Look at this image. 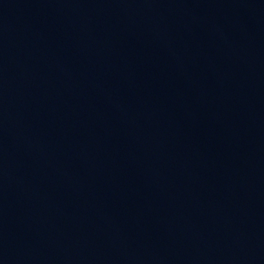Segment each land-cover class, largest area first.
Returning a JSON list of instances; mask_svg holds the SVG:
<instances>
[{
	"label": "water",
	"instance_id": "95a60500",
	"mask_svg": "<svg viewBox=\"0 0 264 264\" xmlns=\"http://www.w3.org/2000/svg\"><path fill=\"white\" fill-rule=\"evenodd\" d=\"M0 264H264V0H0Z\"/></svg>",
	"mask_w": 264,
	"mask_h": 264
}]
</instances>
